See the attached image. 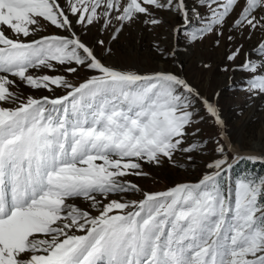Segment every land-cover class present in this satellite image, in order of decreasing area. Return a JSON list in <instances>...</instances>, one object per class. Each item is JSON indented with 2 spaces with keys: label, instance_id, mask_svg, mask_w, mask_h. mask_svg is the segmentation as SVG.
<instances>
[{
  "label": "snow or ice",
  "instance_id": "1",
  "mask_svg": "<svg viewBox=\"0 0 264 264\" xmlns=\"http://www.w3.org/2000/svg\"><path fill=\"white\" fill-rule=\"evenodd\" d=\"M168 16L176 39L223 41L221 70L241 75L228 87L264 99V0H0V264H264V174L233 175L264 153L227 135L221 93L176 71L107 64V41L82 35L114 42ZM48 26L57 31L41 34ZM80 70L90 75L68 78ZM206 120L219 138L198 180L145 191L128 179L147 176L145 164L192 161L209 145L198 138Z\"/></svg>",
  "mask_w": 264,
  "mask_h": 264
},
{
  "label": "rangeland",
  "instance_id": "2",
  "mask_svg": "<svg viewBox=\"0 0 264 264\" xmlns=\"http://www.w3.org/2000/svg\"><path fill=\"white\" fill-rule=\"evenodd\" d=\"M171 24L165 23L155 30H145L142 25H134L126 28L116 41H110L108 34H101L97 29H91L82 33L83 39L93 43L96 39H105L106 46L112 49L111 53L99 49L104 56V62L115 67L127 70H134L141 74H149L158 70H172L183 75L197 87L203 94L212 97L217 91L221 93L219 106L226 123L225 131L230 139L241 148L242 151L254 152V147L259 146L264 151V99H249L248 95L239 88H229V76L232 75L235 81H241L239 73H225L221 69L228 63L225 57L224 42L220 47L214 45V37L209 36L201 42H191L181 36L176 39L171 32L172 24L176 18L168 16ZM196 24L192 25L195 27ZM79 29V26H78ZM54 27H46L41 34L56 32ZM175 47V57L161 58L157 48ZM208 63L211 68L205 69L203 65ZM49 74H54L49 72ZM90 73L80 70L78 75H69V79L80 82ZM25 94L34 96L50 95L46 90H31L23 87ZM55 95L64 94L57 90ZM199 127L201 132L199 139H209V145L202 152L193 154L192 161H188L185 154L177 156L175 163L167 160L160 166L144 165L147 176H130L128 179L137 183L145 191H163L178 183L198 180L204 173L205 163L215 158L216 154L211 153L212 139L219 138V128L212 121L206 120ZM256 153V152H255ZM184 164V167H180ZM241 164V165H240ZM237 165L233 175L244 169L255 171L257 174H264V164L256 163L243 166V162ZM130 199H140L139 194H130ZM83 203V202H78Z\"/></svg>",
  "mask_w": 264,
  "mask_h": 264
},
{
  "label": "bare ground",
  "instance_id": "3",
  "mask_svg": "<svg viewBox=\"0 0 264 264\" xmlns=\"http://www.w3.org/2000/svg\"><path fill=\"white\" fill-rule=\"evenodd\" d=\"M254 152H256V153H264V151H261L260 150V148H259V146L258 145H256L255 147H254Z\"/></svg>",
  "mask_w": 264,
  "mask_h": 264
},
{
  "label": "trees",
  "instance_id": "4",
  "mask_svg": "<svg viewBox=\"0 0 264 264\" xmlns=\"http://www.w3.org/2000/svg\"><path fill=\"white\" fill-rule=\"evenodd\" d=\"M241 165V164H240ZM249 165L247 162H243V166Z\"/></svg>",
  "mask_w": 264,
  "mask_h": 264
}]
</instances>
